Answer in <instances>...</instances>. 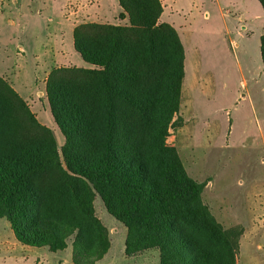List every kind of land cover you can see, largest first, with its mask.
<instances>
[{
  "label": "trees",
  "instance_id": "1",
  "mask_svg": "<svg viewBox=\"0 0 264 264\" xmlns=\"http://www.w3.org/2000/svg\"><path fill=\"white\" fill-rule=\"evenodd\" d=\"M264 12V0H258ZM124 24L82 22L73 46L91 67H56L45 81L50 128L0 76V218L27 246L64 250L96 264L110 247L95 214L99 195L125 228L124 254L149 249L159 264H235L237 227L225 229L203 202L166 139L180 126L184 49L158 22L161 0H118ZM264 68V33L260 36Z\"/></svg>",
  "mask_w": 264,
  "mask_h": 264
},
{
  "label": "rangeland",
  "instance_id": "2",
  "mask_svg": "<svg viewBox=\"0 0 264 264\" xmlns=\"http://www.w3.org/2000/svg\"><path fill=\"white\" fill-rule=\"evenodd\" d=\"M174 1L162 0L163 18L178 30L187 79L175 116L181 125L169 129L166 142L187 174L206 183L201 196L215 219L225 229H240L235 264H264V82L248 74L257 71L264 12L258 0ZM125 22L118 16L115 24ZM48 128L59 148L63 134L55 123ZM93 205L110 240L96 264H159L156 249L126 256L125 226L98 194ZM68 244L57 252L20 244L0 218V264H70Z\"/></svg>",
  "mask_w": 264,
  "mask_h": 264
},
{
  "label": "crops",
  "instance_id": "3",
  "mask_svg": "<svg viewBox=\"0 0 264 264\" xmlns=\"http://www.w3.org/2000/svg\"><path fill=\"white\" fill-rule=\"evenodd\" d=\"M169 1V5L175 2ZM161 4L165 6L162 0ZM120 12L118 0H0V76L26 101L41 124L51 127L54 123L45 96V81L51 69L86 67L74 49L73 28L82 22L115 24ZM163 13L162 9L158 22H165ZM169 24L175 28L174 22ZM263 33L261 30L258 34L257 71L248 69L254 82L261 77L264 82L260 55ZM186 63L184 49L181 101L187 79Z\"/></svg>",
  "mask_w": 264,
  "mask_h": 264
}]
</instances>
